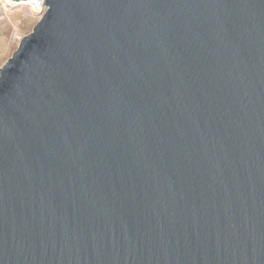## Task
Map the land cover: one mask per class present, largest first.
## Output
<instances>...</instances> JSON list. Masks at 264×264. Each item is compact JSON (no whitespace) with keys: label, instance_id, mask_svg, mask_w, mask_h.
Returning <instances> with one entry per match:
<instances>
[{"label":"water","instance_id":"water-1","mask_svg":"<svg viewBox=\"0 0 264 264\" xmlns=\"http://www.w3.org/2000/svg\"><path fill=\"white\" fill-rule=\"evenodd\" d=\"M43 4L0 69V264H264V0Z\"/></svg>","mask_w":264,"mask_h":264},{"label":"rangeland","instance_id":"rangeland-1","mask_svg":"<svg viewBox=\"0 0 264 264\" xmlns=\"http://www.w3.org/2000/svg\"><path fill=\"white\" fill-rule=\"evenodd\" d=\"M14 4L7 2L0 5V69L41 17L24 3Z\"/></svg>","mask_w":264,"mask_h":264},{"label":"built area","instance_id":"built-area-1","mask_svg":"<svg viewBox=\"0 0 264 264\" xmlns=\"http://www.w3.org/2000/svg\"><path fill=\"white\" fill-rule=\"evenodd\" d=\"M27 1H26L27 6L30 7L34 12H37L38 14H42L46 10V7L43 4V0H30V1L27 0ZM2 3H7V1L6 0H0V5Z\"/></svg>","mask_w":264,"mask_h":264},{"label":"bare ground","instance_id":"bare-ground-1","mask_svg":"<svg viewBox=\"0 0 264 264\" xmlns=\"http://www.w3.org/2000/svg\"><path fill=\"white\" fill-rule=\"evenodd\" d=\"M6 1H7V2H10V3L13 4V1H12V0H6ZM29 1H30V0H29ZM27 2H28V1H27ZM27 2H26V3H25V2H21V1H20L19 3H18V2H17V3L15 2L14 5H20V4H23V3H24V5H27Z\"/></svg>","mask_w":264,"mask_h":264}]
</instances>
